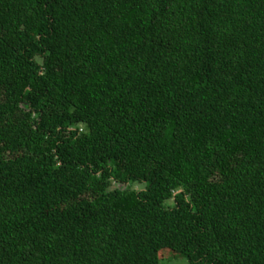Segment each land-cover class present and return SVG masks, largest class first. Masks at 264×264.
<instances>
[{
  "label": "trees",
  "instance_id": "1",
  "mask_svg": "<svg viewBox=\"0 0 264 264\" xmlns=\"http://www.w3.org/2000/svg\"><path fill=\"white\" fill-rule=\"evenodd\" d=\"M165 249L264 264V0H0V264Z\"/></svg>",
  "mask_w": 264,
  "mask_h": 264
},
{
  "label": "rangeland",
  "instance_id": "2",
  "mask_svg": "<svg viewBox=\"0 0 264 264\" xmlns=\"http://www.w3.org/2000/svg\"><path fill=\"white\" fill-rule=\"evenodd\" d=\"M133 188H139V186L134 185ZM166 250L168 249L161 250V252L159 253V264H188L185 258L177 254L173 255L172 253L167 252Z\"/></svg>",
  "mask_w": 264,
  "mask_h": 264
}]
</instances>
